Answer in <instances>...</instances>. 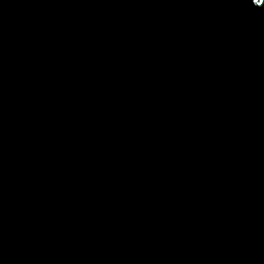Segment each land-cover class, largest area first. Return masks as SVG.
Wrapping results in <instances>:
<instances>
[{"label":"water","instance_id":"water-1","mask_svg":"<svg viewBox=\"0 0 264 264\" xmlns=\"http://www.w3.org/2000/svg\"><path fill=\"white\" fill-rule=\"evenodd\" d=\"M0 264H264V0H0Z\"/></svg>","mask_w":264,"mask_h":264}]
</instances>
